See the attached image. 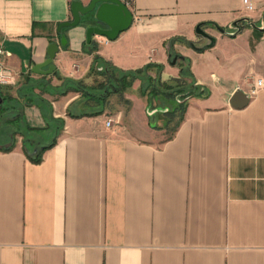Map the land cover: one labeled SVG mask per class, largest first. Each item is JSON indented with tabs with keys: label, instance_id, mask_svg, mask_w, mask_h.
I'll return each mask as SVG.
<instances>
[{
	"label": "crops",
	"instance_id": "1",
	"mask_svg": "<svg viewBox=\"0 0 264 264\" xmlns=\"http://www.w3.org/2000/svg\"><path fill=\"white\" fill-rule=\"evenodd\" d=\"M71 1L0 0V61L16 75L0 83V103L15 105L5 118L23 126L9 150L12 132L0 137V264H264V85L244 106L230 102L237 87L248 93L264 79V30L227 33L244 15L260 23L264 0L252 10L243 0H124L133 22L116 38L94 35L92 47L85 22L64 27L54 70L33 71L50 42L60 43ZM198 24L216 37L201 51L187 42H203ZM173 36L198 92L182 100L169 135L147 117L131 128L121 107L100 104L120 89L85 80L96 72L111 83L104 62L151 63L153 81L179 77ZM28 76L47 101L25 103ZM75 80L85 84L69 88ZM53 119L64 121L58 134ZM24 127L32 151L57 135L40 162L24 150Z\"/></svg>",
	"mask_w": 264,
	"mask_h": 264
},
{
	"label": "water",
	"instance_id": "2",
	"mask_svg": "<svg viewBox=\"0 0 264 264\" xmlns=\"http://www.w3.org/2000/svg\"><path fill=\"white\" fill-rule=\"evenodd\" d=\"M71 13L72 17L70 19L59 23L58 31L62 32L64 27L74 26L81 22H85L87 24L86 35L88 43L92 42L94 35H103L109 39L116 38L121 31L130 27L134 17L133 11L124 0H90L88 3H84L83 0H72ZM246 24L264 30V12L260 23L251 19L248 15L234 19L229 24L232 31H227V33L230 35H236ZM221 29L224 30V27H221ZM196 31L202 36L203 42L198 44L195 41L187 40V42L195 49L201 51L214 45L216 37L205 30L201 24L197 25ZM175 38L176 37L173 36L167 42L169 61L171 64H178L185 60L184 55L175 51ZM67 42V36L62 32L60 43L55 40L50 42L48 46V57L44 61L34 64L32 70L38 73H51L55 68L53 60L60 45H66ZM45 66L48 67L45 68ZM249 98L247 92L237 87L230 97V102L236 107H241L247 104ZM150 107L151 103L148 105V113L150 115H153L158 110H166L159 106L153 107L152 109ZM37 150L38 149H34L33 152H37Z\"/></svg>",
	"mask_w": 264,
	"mask_h": 264
},
{
	"label": "rangeland",
	"instance_id": "3",
	"mask_svg": "<svg viewBox=\"0 0 264 264\" xmlns=\"http://www.w3.org/2000/svg\"><path fill=\"white\" fill-rule=\"evenodd\" d=\"M140 81H138L137 79H139L138 77H136L137 79L132 80V83L129 86H126L122 89H120V91L117 92H113L111 91L108 95V99L106 100V102L101 101L100 104L103 105V108L105 107L104 103H108L106 106L109 109H116L117 107H121L123 110V120L126 124H129V126L131 128L137 127L138 130H140L141 126H144L143 124H141V120H145V118L147 117L149 124H147L148 126H151L152 129H155V131H161L162 133H164V135H169L171 133V130H173V125H175L174 123L177 122V120L179 119V117L183 114V108L184 106H182L181 108H179L176 112H174L173 114H167L165 112V110H158L157 112H155L153 115H150L148 113V105L151 103V109L155 106V105H165V104H170V107H177L176 105H179L178 101V97L169 99L167 97H165L164 95L161 96H156V94L152 93L151 88L154 85V81L151 80V84L148 85V80L144 79V77L142 75H140ZM103 81L105 82L106 86L103 87L102 89H100L99 91L102 92H107V89L112 90L114 88V86H116L114 83H109V81L107 80L106 76L104 75H100L97 74L96 72L92 73V76H90L87 80H85V83L81 82V81H77L75 80L74 82L69 81L68 82V87L69 88H80L83 86V84H85L86 86L88 85H100V82ZM140 82V83H139ZM82 84V86H81ZM117 87V86H116ZM94 90V88H92ZM69 90V89H68ZM98 91V90H97ZM198 92V91H196ZM99 94V93H98ZM126 96H128L126 98ZM81 101H86L87 103H95V97L93 98H89L86 94L81 93L79 95ZM183 97V101L186 100ZM174 103H176L174 105ZM95 107V106H94ZM102 107V106H101ZM6 112V111H5ZM9 113V112H8ZM7 113V114H8ZM143 117V118H142ZM2 124V125H1ZM0 125L3 126V128H0V137H5V130L8 129L9 131H16V127L20 124L18 123H10L8 122H1L0 120ZM2 130V131H1ZM16 133H19V131H17ZM17 140L20 139V137L17 135Z\"/></svg>",
	"mask_w": 264,
	"mask_h": 264
},
{
	"label": "trees",
	"instance_id": "4",
	"mask_svg": "<svg viewBox=\"0 0 264 264\" xmlns=\"http://www.w3.org/2000/svg\"><path fill=\"white\" fill-rule=\"evenodd\" d=\"M93 41L90 43L92 47H94L93 45ZM104 64L106 65L107 69L106 71H103L106 73L107 77L111 80V83H114L117 88L122 89L123 87H126L128 85H130L132 83V80L140 75H142L144 77V79L148 80V87L149 84H151V80L153 79L152 75H150L148 73L149 67L151 66V63H147L145 66L143 67H139L136 69H131V70H126V69H121V68H117L114 65H112L109 62H104ZM182 67V73L179 77H173L170 81H161L160 78H156L155 79V83L151 88L152 93L156 94V96H161L164 95L165 97L172 99L175 94L177 92H179L181 89L180 85H183L185 83V79L182 76H192L193 74L187 69V66L185 63L181 62ZM105 67V68H106ZM40 85V82L32 79L31 77H26V80L24 82V101L25 103H30V102H38V103H43L46 100V98H44L42 96L41 93L35 91V87ZM88 90V89H87ZM90 91V90H89ZM88 91V92H89ZM94 94V93H93ZM0 97L1 98H5L4 94L1 92L0 90ZM184 106V108L182 106ZM177 107H168L167 110H165V112L169 115V114H173L174 112L177 111L178 106L179 108H183V111H185V105L184 102L180 103L179 105H176ZM15 105L8 106V105H4V103H0V120L1 122H11L13 121V119L11 118H5V116H7V113L10 109H12L13 114L16 116L17 115V111H20L19 109L15 108ZM6 111V112H5ZM183 116V114H182ZM17 118H19V116H17ZM16 118V119H17ZM15 121V119H14ZM54 123V130L55 133L58 134L59 131L63 128L64 125V121L63 119H53ZM17 123V122H16ZM16 127V131H11L12 134V143L10 145H4L2 148L9 150L11 149L14 145H15V134L17 131H21L22 129V125L20 124L19 127ZM28 128L24 127V150L26 151L27 155L36 162H40L42 160L43 157V152L46 148L52 146L56 140H57V135L52 139V141H50L49 143L39 146L37 149V152H33L28 144L27 141V136H28Z\"/></svg>",
	"mask_w": 264,
	"mask_h": 264
},
{
	"label": "built area",
	"instance_id": "5",
	"mask_svg": "<svg viewBox=\"0 0 264 264\" xmlns=\"http://www.w3.org/2000/svg\"><path fill=\"white\" fill-rule=\"evenodd\" d=\"M244 7L248 10H252L256 8V5L252 0H243ZM138 19L141 17H137ZM104 41H109V38L105 36ZM77 66V65H74ZM16 82L15 73L3 62L0 61V83L1 84H13ZM250 89L248 91L249 96L255 95L259 89L264 85V79L262 77H256L250 83ZM112 117L107 119V124H110L112 121Z\"/></svg>",
	"mask_w": 264,
	"mask_h": 264
},
{
	"label": "flooded vegetation",
	"instance_id": "6",
	"mask_svg": "<svg viewBox=\"0 0 264 264\" xmlns=\"http://www.w3.org/2000/svg\"><path fill=\"white\" fill-rule=\"evenodd\" d=\"M181 62H183V63H185L186 64V62H184V61H181ZM184 79H185V83L183 84V85H180L181 86V90L179 91V92H177L176 94H175V96L173 97V98H175V97H178V100H180V101H178V103L180 102V103H182L183 101V97H182V95L184 96V98L187 100L191 95H193L194 94V92L196 91V89H194V83H193V80H192V78H190V76H182ZM176 103H174V105H175ZM156 106H159V107H161V108H164V109H168V107H170V104L168 105V104H165V105H155L154 107H156Z\"/></svg>",
	"mask_w": 264,
	"mask_h": 264
}]
</instances>
